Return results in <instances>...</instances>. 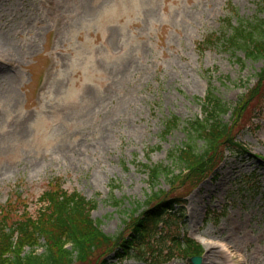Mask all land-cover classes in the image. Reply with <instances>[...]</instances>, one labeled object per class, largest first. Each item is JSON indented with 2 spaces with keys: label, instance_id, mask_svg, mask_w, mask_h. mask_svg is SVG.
<instances>
[{
  "label": "rangeland",
  "instance_id": "1",
  "mask_svg": "<svg viewBox=\"0 0 264 264\" xmlns=\"http://www.w3.org/2000/svg\"><path fill=\"white\" fill-rule=\"evenodd\" d=\"M263 3L0 0V56L9 63L0 66V215L17 203L14 219L36 218L50 183L62 179V190L96 205L90 215L101 230L121 239L126 210L152 194L142 166L173 165L169 154L203 118L210 91L234 108L258 86L264 60L243 66L244 55L215 38L198 44L220 35L228 4L237 27L264 21ZM172 117L180 125L164 137ZM256 120L261 128L248 125L237 138L250 151L226 154L217 181L207 180L183 210L184 229L205 244L202 264H264V115ZM193 185L162 176L155 190L183 197ZM135 260L125 264L152 259Z\"/></svg>",
  "mask_w": 264,
  "mask_h": 264
},
{
  "label": "trees",
  "instance_id": "2",
  "mask_svg": "<svg viewBox=\"0 0 264 264\" xmlns=\"http://www.w3.org/2000/svg\"><path fill=\"white\" fill-rule=\"evenodd\" d=\"M231 12L234 13L232 16H235L237 10L231 8ZM215 39L220 44L223 42L235 56L237 52H241L245 58L237 61L243 66L245 59L253 62L264 60L263 20L256 19L246 25L241 22L234 27L229 17L225 20L220 35ZM259 76L261 79L258 86L248 89V95L243 96L234 108L226 106L213 91H210L203 103L204 119L195 120L191 128H188L187 142L169 154L172 166H142L148 172L152 194L144 204H137L132 210H126L130 220L124 223L127 231L135 232V224L139 219L135 216L142 210L141 216H144L145 223L141 221L138 226L142 227L144 224L142 228L146 233L160 235L157 224L162 220V207L173 210L175 204L180 201L178 198H175L176 202L167 199L163 205H158L162 200V194H167L155 190L162 176L170 183H175L176 179L179 181L184 179L185 183L193 182L194 187L221 163L225 151L230 149L232 152V149H237L234 145L232 125L234 122H241L243 127L251 123L253 114L259 106L255 101L264 98V69ZM245 97L248 100L245 101ZM230 111L232 115L229 122H226L225 116ZM179 125V119L175 117L167 119L163 124V136L170 135ZM199 141H204L202 149L198 147ZM175 169L179 170L178 174ZM199 173L200 175H197ZM50 186L54 187V190L44 195L42 201L46 206L39 210L36 218H31L23 212L18 220L14 219L15 213H19L17 203L6 212L3 211V216L0 215V264H106L103 262L105 255L114 251L116 245L122 243L123 238L107 236L101 230V224L91 218L90 214L96 208L95 204L76 192L68 194L62 190V183H50ZM43 239L45 243L41 245ZM172 242L184 258L198 256L203 252L198 244L183 241L178 237ZM38 246L44 249L40 255L34 251ZM139 247L146 246L139 243ZM25 248H29L30 252L22 256ZM99 258L103 261H98Z\"/></svg>",
  "mask_w": 264,
  "mask_h": 264
},
{
  "label": "water",
  "instance_id": "3",
  "mask_svg": "<svg viewBox=\"0 0 264 264\" xmlns=\"http://www.w3.org/2000/svg\"><path fill=\"white\" fill-rule=\"evenodd\" d=\"M199 261V260H198ZM194 262H197V259H194Z\"/></svg>",
  "mask_w": 264,
  "mask_h": 264
}]
</instances>
